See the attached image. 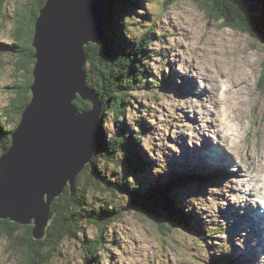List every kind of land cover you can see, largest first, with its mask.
I'll return each mask as SVG.
<instances>
[{"label":"rangeland","instance_id":"374dc122","mask_svg":"<svg viewBox=\"0 0 264 264\" xmlns=\"http://www.w3.org/2000/svg\"><path fill=\"white\" fill-rule=\"evenodd\" d=\"M32 1L5 2L4 16L0 22V40L5 43L12 42L17 33L29 38L27 28L33 27L31 46L36 54L34 37L39 16L36 19L31 18L34 13ZM46 1L40 6L39 11ZM119 2L126 3L124 9L128 13L124 12L118 23L114 18L112 22L107 23V20L106 24L104 22L105 35L102 40L86 42L85 51L88 57L84 63V70L88 85L96 90L94 86L98 81L94 82L95 65L90 64V55H92L88 51L90 42L114 49L115 45L112 44L123 38L122 32L125 33L126 38L135 41L123 47H129L128 49L119 47L121 50L118 53L110 50L114 62L112 64L110 61V64L124 78L128 77L129 72H134L133 67L142 69L146 72L142 82L130 86L131 90L128 94L125 92L119 94L115 86H107L101 88L104 97L102 98L101 94L99 96L103 107L104 102L106 105L112 104L111 108L113 107L106 122V129L110 135L107 138L112 139L111 135L115 131L118 134L125 130L127 134L131 133L134 139H139L137 128L141 124L144 126V136L141 135L143 138L140 139L135 151L144 161L127 162L126 155L119 154L110 157L113 162L108 161L110 163L108 165L99 163V170L106 178L113 182L127 183L123 185L125 194L118 191V197H115L113 191L109 194L96 187H88L86 191L84 185L89 184L88 175L83 176L80 183L84 185L79 187L81 200L86 192L87 201L91 205L100 203L104 205L105 203L100 200L102 198L105 202L113 203L111 208H117L119 212L116 217L115 213L112 214L103 231L95 224L89 222L83 224L80 221L81 230L77 233L74 232L75 230L72 231V236L62 241V245L54 251V256L48 264H86L87 251L90 250L96 253L95 260H90V264H216L223 261L232 264H257L260 261L252 259L254 255L264 260V252H260L261 248L258 255L254 254L253 250L249 253L248 245H241L232 237L233 224H237L234 216H244L247 211L246 207L242 208V211L237 210L234 199L242 179L246 178L243 165H237L239 164L237 161L220 164L207 155H204L203 160L199 157V151L203 150L204 142H217L219 138L212 131V125L210 129H206L208 122L204 121V115L206 113V118H210L209 113L205 111L208 103L217 105L216 109L218 105L219 107L223 105L221 95L218 94H221L228 85L227 82L222 84L225 74H231L234 82L240 78L242 81L227 89L226 95L232 96L233 91H236L247 101L244 113L247 127L246 130L244 129L242 139L248 142L253 139V142L248 143L244 151H247L248 147L253 150L257 148L260 136L264 135L263 45L247 32L225 27L223 21L209 14L202 3L196 0H175L172 4L171 2L166 4V0H119ZM249 4L254 19L259 18L262 1L250 0ZM105 5L106 13L108 12L105 13V17L108 14L113 16L116 7L112 14L109 7L116 6L117 0H105ZM115 18L120 17L115 16ZM146 39L152 41L146 44ZM8 52H0V158L11 145L12 132L16 131L22 120L20 117L17 127L14 128L16 120L4 114L3 110L12 104L14 98H17V92L28 81L26 76L29 75L28 70L31 68L25 56H19L13 50ZM35 54L32 72L36 65ZM209 66L213 71L217 70L218 75L208 69ZM199 70L211 77L214 89L208 95H204L202 90L196 96L199 90L197 87H202L200 83L204 82L197 73ZM106 71L108 72V69ZM220 78L221 86L218 87ZM243 86L249 89L247 93L242 90ZM31 92L33 94L32 89ZM186 93L191 95L185 97ZM120 101L126 112L117 123L114 115ZM232 121L230 119L231 125ZM202 128L203 132H209L208 136L204 132L209 139H204V136L199 134V129ZM100 141H102L101 135L93 156ZM229 154L233 156L231 152ZM227 155L225 152L221 155V159H225ZM81 172L82 170L76 171L77 174ZM190 173L196 175L189 176ZM73 176L75 177L73 186L69 188V181L65 190L69 188L74 191L76 188L79 177L74 174ZM181 177H187L189 180ZM157 179H160L159 182L164 180L165 184L170 180L176 181V201L180 202L179 207L183 211L190 213L191 229L176 227L169 231V234H164L165 229L157 221L170 223L172 211L165 204H159L158 206L163 208L157 212L149 203L147 190L149 185L154 184L152 180ZM139 185L142 186L139 196L128 194L130 187ZM259 204L261 205L260 201ZM229 216L233 219L228 218ZM55 217L56 215L52 213L47 229L42 232H35L34 226L31 225L32 230L29 231L31 238L44 239ZM4 219L12 223L17 222V219ZM251 227L260 234L259 223L253 222ZM75 228L71 226L67 231ZM246 228L243 227V230ZM3 230L4 226L1 224L0 264H22L24 248L29 242V239L25 241L28 237V229L19 228L16 231L17 235L11 240L4 237ZM247 235L253 237L252 233L249 235L248 232ZM260 264L264 263L260 262Z\"/></svg>","mask_w":264,"mask_h":264},{"label":"water","instance_id":"95a60500","mask_svg":"<svg viewBox=\"0 0 264 264\" xmlns=\"http://www.w3.org/2000/svg\"><path fill=\"white\" fill-rule=\"evenodd\" d=\"M234 3L253 15L250 0ZM105 9V0H47L39 11L33 94L0 158V220L47 229L53 202L93 156L103 106L86 80L85 44L104 38ZM78 98L92 106L81 110Z\"/></svg>","mask_w":264,"mask_h":264},{"label":"trees","instance_id":"16d2710c","mask_svg":"<svg viewBox=\"0 0 264 264\" xmlns=\"http://www.w3.org/2000/svg\"><path fill=\"white\" fill-rule=\"evenodd\" d=\"M7 0H0V22L3 19V11H4V5ZM46 0H33L31 2L34 13L31 15L32 19H36L39 15V9L40 6L45 2ZM198 3H202L205 10L211 14L216 19L223 21L225 27H231V28H237L242 30L243 32H247L250 35L253 36H261L264 37V0L262 1V10H260V16L257 19L251 20L248 16L242 13V11L239 9V7L235 4H233L230 0H196ZM171 2V3H170ZM175 0H166L167 3H174ZM126 3L119 2L117 0V5L109 7V11L112 14V11L114 9L113 16H109V14L106 16L107 23L108 21L113 20L116 23H118V20H121V17H123V13L127 12L126 9H124ZM169 4V5H170ZM107 8V7H106ZM111 8V9H110ZM108 13V12H107ZM106 13V14H107ZM128 13V12H127ZM115 16H118L120 18H115ZM252 22H251V21ZM29 38L28 37H22L18 33V37L16 40L12 43H5L0 40V52L9 53V50H13L16 52L19 56H25L28 63L31 64V68L28 70L29 75H27L28 81H26L25 85L22 86L19 91L17 92V98H14L12 101V104L7 106L3 113L6 114L10 118H14L16 120L14 128L17 127L20 117H22V113L24 109L26 108L27 103L31 100L32 92H31V85L34 80L33 72H32V66L35 62L34 58V48L31 46V40L33 35V27L27 28ZM110 31V30H109ZM262 31V33H261ZM116 32V31H114ZM123 33V38L121 37L119 41L116 43H113L114 49H109V46H103L102 44H95L90 43L88 46V51L90 54V64L95 65V81H98L96 86V90L99 94H101L102 98L104 97L101 88H105L107 86H115L117 89V92L119 94L122 93H129V90H131L130 86H135L137 83L142 82L144 74L146 73L142 69H135L133 67L134 72H129L127 75V78H124V76H121L120 73L117 71L115 67H111L110 61L112 62V55L109 53L110 50L114 53H118L121 48L128 45L129 43H134V40H131L130 38H126L125 33ZM261 35V36H260ZM126 40L125 42L123 40ZM262 39V38H261ZM152 39L147 40L146 44L150 43ZM133 45V44H132ZM131 45V46H132ZM111 46V45H110ZM102 47V49H101ZM117 47V50H116ZM123 48V49H128ZM143 49L144 46H143ZM113 53V54H114ZM93 56V57H92ZM115 56V55H114ZM20 69V66H19ZM108 69V72L106 71ZM22 71V69H20ZM102 81V85H101ZM93 82V83H94ZM92 85V84H91ZM107 101V99H105ZM109 101V99H108ZM130 102V101H129ZM75 103L80 107V109H87L90 108L92 105L88 101H84L81 98H78ZM112 104H109L104 102L103 111L101 114V138L102 141H100L97 150L93 156V159H91V162L87 165L86 169L81 172L78 175L77 180V186L74 189V191H71L69 188H67L64 193L55 199L52 205V213L56 215L55 219L52 220L49 231L47 236L42 239H34L31 238L29 231L32 230L31 225H25L20 224L18 222H10L8 219H1L0 225L2 224L4 226V237H6L8 240H11L14 238V236L17 235L16 231L19 228L25 227L28 229L27 234L28 237L25 239L27 241L29 239V242L27 243L26 247L24 248L23 252V262L22 264H48L49 261L54 256V251L58 249L59 246L62 245V241L65 238H69L72 236V231L77 233L79 230H81V226H79V222L81 221L83 224L85 222H89L90 224H95L98 228L101 229V231L104 230V226L110 221L109 218L112 216V214H116L119 212V209L117 208H111L112 204L110 201L105 202L101 198L100 200L104 202L105 206L103 204H94L91 205L87 201L86 192L81 200V190H79V187L81 185L80 180L83 178L84 175H88V181L87 184L86 181H84L87 185H84V188L86 191L88 190V187H96L101 189L103 192L107 191L109 194L113 191L115 192V197H118L117 192H121L125 194L124 192V184L123 182H113L109 178H106L101 170H99V163L102 164H110L111 158L114 157V155L124 154L126 155V161L134 160L136 163H139L140 161H144V159L139 158L141 155L136 154L135 151L137 149V146L139 144V141L141 138H143L141 135L144 136L145 128L144 126H138L137 130L140 134L139 139H134L131 133L127 134L124 130V132H117L115 131L113 133L112 139L107 138L110 137L107 129H106V122L109 120V113L112 111L113 107L111 108ZM126 108L123 106L122 101H120L117 105V110L115 112V121L118 123L120 118H122L125 115ZM143 127V128H142ZM109 140V141H108ZM106 154H102L105 153ZM113 152V154H111ZM138 156V157H137ZM110 161V163H108ZM139 165V164H138ZM141 178V177H140ZM160 179H157L155 181L152 180L154 184L149 185L147 188L148 190V196L150 197V205L155 208L157 212H159V209H162L163 207L158 206L159 204H165L171 211H172V220L170 223H166L164 221H157L159 222V225L165 229L164 234H169L172 229L178 227V228H184V229H191V219L189 218L190 213L187 214L186 211H183L179 204L180 202L176 201L175 196V180H170V182L167 181V184L163 182H159ZM162 184V185H161ZM160 185V186H159ZM142 191V186L139 185L137 187H130L128 189V194L132 193V196L136 195L139 196ZM123 211V209H122ZM82 216L83 219H82ZM71 226H75V229H72L71 231H67V229ZM168 227V228H167ZM82 232V231H81ZM79 236V234H78ZM89 249V248H88ZM90 250V249H89ZM88 252V255L86 256V264H90V260H95L96 253L94 254L91 250ZM91 255V257H89ZM216 264H229V261H223V262H217ZM230 264H232L230 262Z\"/></svg>","mask_w":264,"mask_h":264},{"label":"bare ground","instance_id":"6f19581e","mask_svg":"<svg viewBox=\"0 0 264 264\" xmlns=\"http://www.w3.org/2000/svg\"><path fill=\"white\" fill-rule=\"evenodd\" d=\"M105 11H106V9H105ZM105 19H106V17L104 16V22H105ZM249 19L254 20V16L253 15L250 16ZM261 33H262V31H261ZM251 36L253 38H255L257 40V42L262 44L264 47V37L263 36L260 35L262 39L259 36H257V37L253 36V35H251ZM208 69H210V66L208 67ZM210 70H212V69H210ZM212 72L215 73V75H218L217 70H214V71L212 70ZM194 73H195V71H194ZM197 73L199 74V76H201L203 78L204 82L202 81L203 83H200V84H202V87H197V89H199V90L197 91L196 96H198L202 90H204V93H203L204 95H208V93L214 89L212 84H211V77H209L207 73H204L201 70L197 71ZM221 78H222V75H221ZM221 78H220V81H219L220 83H219L218 87L221 86V81H222ZM223 82L228 83L227 87L225 86L226 87L225 90H223L221 92V94L220 93L218 94V96L221 95L223 105L221 107H219V105H218V107H217L218 109H216L215 106H217V105L213 106V105L208 103V105H206L207 110H205V111H207L209 113L210 118L209 119L206 118V113L204 115V121L208 122L207 123L208 128L206 127V129L207 130L210 129L211 128L210 125H212V127H213L212 131L215 134H217L219 136V138L217 139V142L211 143L210 140H209L210 143H208V141L204 142L203 150L199 151V154H200L199 157H201L204 160L205 159L204 155H207L211 159H215L220 164L227 163V162L230 163L231 161H233V163H234L237 161V162H239V164H237V165H241V164L243 165V167H244L243 173H245L246 178L243 177L244 179H242L241 185L239 186V190L236 191V197L235 198L233 197V198L235 199V203L237 205V208H236L237 210H241L242 208L246 207L247 211L245 213L246 215H244V216H241V217L240 216H234V220L237 222V224H233L234 231H233L232 237L237 242H239L241 245L242 244L248 245L247 248H249L248 249L249 253L252 252V250H253V253L258 255L260 248H261V251L264 252V241H262L263 239H261L262 238L261 234L264 233L261 230L262 229L261 221L263 220L264 212L263 213L260 212L262 210V208L264 209V135L260 136V138H261L260 143H258L256 145L257 148L255 150H253L251 147H248V150L244 151L247 148V144L250 142H253L252 141L253 139H250V142H248L244 138L242 139V135L245 133L244 129L247 127L245 125L246 121L244 119L245 108H247V107H245V105H246L245 103H247V101L245 100L246 98H241L240 97L241 95L237 94L236 91H233V93L231 94L232 96H228L225 93L227 89L232 88L233 86H236L237 84L241 83L242 81L240 78V79H238L237 82L236 81L234 82V78L231 74H229V75L225 74L224 79L222 81V84H223ZM203 87H204V89H202ZM195 88H196V86H195ZM242 90L243 91L245 90L244 93H247V90H249V89L246 88V86H243ZM195 91H196V89H195ZM191 93L190 94L186 93L185 97L190 96ZM167 102H168V100H167ZM217 110L219 112V115L221 116L220 119H219V115H218ZM230 119L233 120L232 125H231ZM203 127H204V125H203ZM263 128H264V126H263ZM204 132L208 136L209 132L208 131L207 132L204 131ZM204 132H203V128L199 129V134L200 135L202 134L204 136V139H209L208 137H206ZM248 132H249V130H248ZM214 143H216L219 146H217ZM253 147H254V145H253ZM223 150L228 154L225 157L226 160L221 159V155L225 153ZM228 151L231 152L233 154V156L230 155ZM90 162H91V160H90ZM90 162H88L86 164V166L82 169V172L86 169L87 165ZM212 162H213V164L215 163V161H212ZM239 169L242 170V168H239ZM191 175L194 176L196 174L190 173L189 176H191ZM181 178H183L184 180H189L187 177H181ZM164 183H165V181H164ZM254 196H257V197H254ZM258 201H260L261 205L260 204L258 205ZM256 202H257V204H256ZM228 215H230V214H228ZM228 218H230L231 220L233 219V217H230V216ZM253 222L260 224V230H259L260 234L257 233L255 231V229H252L251 225ZM18 223H20V222H18ZM20 224H22V223H20ZM243 227H247V228L245 230H243ZM239 229L242 232H240ZM248 232H249V235L252 233V235H253L252 238L247 235ZM242 260H243V258H242ZM252 260L253 261L257 260V261L264 263V260L261 259L259 256L256 258L253 255ZM252 260H249V261L251 262ZM260 262H257V264H260ZM229 264H230V262H229Z\"/></svg>","mask_w":264,"mask_h":264}]
</instances>
